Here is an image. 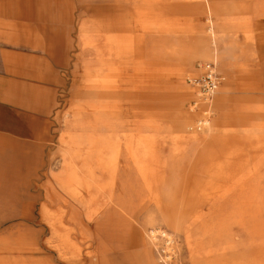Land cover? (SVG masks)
Masks as SVG:
<instances>
[{"label":"rangeland","instance_id":"1","mask_svg":"<svg viewBox=\"0 0 264 264\" xmlns=\"http://www.w3.org/2000/svg\"><path fill=\"white\" fill-rule=\"evenodd\" d=\"M112 3L120 46L97 53L113 36L102 7ZM42 4L26 33L33 15L10 9L0 64V137L20 142L17 198L0 200V264H264V0ZM209 8L225 38L189 58L198 41L211 45ZM82 34L95 45L90 63ZM206 62L223 81L200 101L188 80ZM115 73L121 91L103 94L97 84ZM94 123L115 151L91 152Z\"/></svg>","mask_w":264,"mask_h":264},{"label":"crops","instance_id":"2","mask_svg":"<svg viewBox=\"0 0 264 264\" xmlns=\"http://www.w3.org/2000/svg\"><path fill=\"white\" fill-rule=\"evenodd\" d=\"M44 6L42 4V0H0V64L3 62H6V65L9 66V60H10V51L9 50H5V47H9L10 45V35H9V31H10V16H11V12L10 9H14L17 10V14L18 16H26L29 17V15H33V20L29 21L30 25L31 23H34L33 26L34 28L31 30L29 29L27 26V24H23V26L21 28H18L19 31L21 32H29V31H35V27L36 26H40L41 25V16L43 15V7ZM108 6V7H107ZM102 5L103 9H108L111 10L113 12V16H115L116 14L114 13V11H117L119 9V5L112 3V4H108V5ZM101 7V9H102ZM263 9H261V11H264V7H262ZM47 11V9H45ZM44 10V11H45ZM21 11V12H18ZM26 12V14H25ZM209 19L208 21L210 22V26H209V32H211V42H210V46L206 45V49H204V45L205 42L203 41H198L199 44H202L201 46H199L200 48H195L190 54H189V58H193V56L195 55H206L209 52H211L213 50V52L218 51V47H217V40H219V38H225L224 33L222 32V21L217 20L218 18L216 17V9L213 8H209ZM215 18V26H214V20L213 18ZM40 18V19H39ZM108 23V27L109 30L111 31V33L113 34V36H108L107 39L104 40V43L100 44V45H96V47L98 49H96V52H102L104 51L105 53H108L109 55L112 54L113 49L115 47H119L120 44L118 43L119 41V37H118V32L121 30V25H123L121 23V21L115 16L113 19H108L107 20ZM127 24V23H124ZM39 30V28H37ZM101 40H103V38L101 37ZM21 44V45H20ZM30 41L26 40L24 42H20L19 45L20 46H32L29 45ZM18 45V46H19ZM51 46V45H50ZM94 48L95 45L91 42H89L86 37L85 34H82L81 38H80V48L82 50V54L84 55L85 59L88 60V54L90 53V48ZM101 47H103L102 49H100ZM51 48H55V55L58 54V49L59 48H63V45H59L57 43V45H53L51 46ZM214 48V49H213ZM205 50L204 52L202 50ZM61 50V49H60ZM201 50V51H200ZM73 51V47L71 48V51L68 49V51L66 50V52L71 53ZM220 51V50H219ZM62 52V51H60ZM68 53V54H69ZM50 56L54 55V52H50L49 53ZM17 57H19V55H17ZM86 63H90L89 60ZM88 66V64H86ZM115 70L112 69L111 73H114ZM116 73L115 75H110L109 77H105V79H101L99 81L98 88L99 90L103 91V94H109L106 91H110V89H118L119 91H121L123 84L120 82L121 77L117 76L116 77ZM15 91L13 89V87L10 89V93H9V98H8V102L9 104H17L18 102L20 103V100L17 98V96H15ZM117 92L120 94V92ZM106 92V93H105ZM26 104V103H25ZM55 107L54 109L56 110V103L54 104ZM218 105L220 107V109L222 110L224 108V105L221 104L220 101H218ZM0 127H2V124H0ZM89 127L92 128L93 131H97L96 135H97V140H96V145L90 147L91 148V152L92 153H97V154H103L109 151H115V149L117 148V140L108 143L105 141V137L102 134H98V130L96 129H101V125H98V123H94L93 126L90 125ZM96 128V129H95ZM115 127L113 126H106L105 129L107 130H113ZM33 135L32 133L30 134V136L26 137H33L31 136ZM20 146V142L18 140H14L11 139L10 137H8L7 139H2L0 137V200L2 201L3 198V192H5L6 197L9 200L12 199H16L17 198V191H18V185L20 184V180L19 178H15L14 173L11 172L12 170H14V168H16V163L15 161H18V147ZM114 159V158H113ZM114 165H116L115 161L113 162ZM112 164V167L114 169V165ZM111 165V161L108 160L107 162V166L110 168ZM69 167H70V163L67 160V163L65 164V175L67 176V180H70L72 178V173L71 171H69ZM112 172V171H111ZM113 173V172H112ZM111 173V174H112ZM91 183H95V182H91ZM17 185V186H16ZM91 185V184H89ZM13 186V188H11ZM89 188V187H88ZM77 199L81 198L80 195H78L76 197ZM80 201V200H79ZM59 211V210H58ZM60 213V214H59ZM66 216L67 213L62 211V207L60 208V211L58 212V217L56 216L54 218L53 216V220H51V224H52V231L53 233H57L58 231V224L59 225H63V223L66 222ZM72 218H76V215H74ZM56 220V221H55ZM72 221V219H70ZM55 221V222H54Z\"/></svg>","mask_w":264,"mask_h":264},{"label":"built area","instance_id":"3","mask_svg":"<svg viewBox=\"0 0 264 264\" xmlns=\"http://www.w3.org/2000/svg\"><path fill=\"white\" fill-rule=\"evenodd\" d=\"M200 76L189 79V83L197 90L200 101H211L220 87L223 77L218 71L216 62L199 65Z\"/></svg>","mask_w":264,"mask_h":264},{"label":"bare ground","instance_id":"4","mask_svg":"<svg viewBox=\"0 0 264 264\" xmlns=\"http://www.w3.org/2000/svg\"><path fill=\"white\" fill-rule=\"evenodd\" d=\"M207 124V123H206ZM156 235V234H155Z\"/></svg>","mask_w":264,"mask_h":264}]
</instances>
